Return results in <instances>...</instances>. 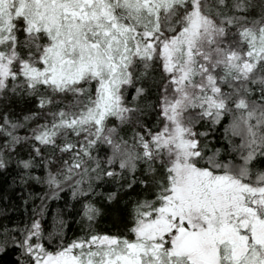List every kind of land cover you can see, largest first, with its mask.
Wrapping results in <instances>:
<instances>
[{
    "label": "snow or ice",
    "instance_id": "snow-or-ice-1",
    "mask_svg": "<svg viewBox=\"0 0 264 264\" xmlns=\"http://www.w3.org/2000/svg\"><path fill=\"white\" fill-rule=\"evenodd\" d=\"M0 174L11 264H264V0H0Z\"/></svg>",
    "mask_w": 264,
    "mask_h": 264
},
{
    "label": "trees",
    "instance_id": "trees-1",
    "mask_svg": "<svg viewBox=\"0 0 264 264\" xmlns=\"http://www.w3.org/2000/svg\"><path fill=\"white\" fill-rule=\"evenodd\" d=\"M12 185V180L10 176H6L3 174H0V190L7 189V195L11 197V200L8 201L10 211L8 215L15 220H18L21 218V216L24 214V207L22 206V200L21 197L23 196V193L21 192L20 188L18 186L10 187ZM35 191H39V187L37 186ZM68 199L67 192H62L60 194L59 199H53L49 201V207L50 210L55 211L58 208H63L65 200ZM15 205V206H13ZM31 206V201H29V207ZM0 207H3V202H0ZM64 211L71 215V209L64 208ZM103 226V225H101ZM13 257L11 253L8 254H0V264H11Z\"/></svg>",
    "mask_w": 264,
    "mask_h": 264
}]
</instances>
